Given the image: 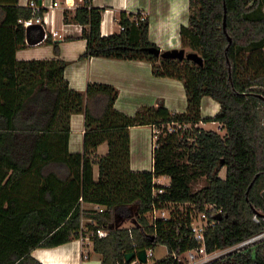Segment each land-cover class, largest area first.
Listing matches in <instances>:
<instances>
[{
  "label": "trees",
  "instance_id": "16d2710c",
  "mask_svg": "<svg viewBox=\"0 0 264 264\" xmlns=\"http://www.w3.org/2000/svg\"><path fill=\"white\" fill-rule=\"evenodd\" d=\"M81 1L70 20L82 27L80 39L86 41L79 59L147 61L154 77L183 83L186 110L170 112L160 102L128 116L115 109L118 94L111 86L88 84L84 93L70 88L63 61L17 60L16 52L26 47L25 29L17 21L32 14L18 0H0V264H40L31 257L35 249L77 240L80 199L103 208L84 214L97 224L90 230L108 232L105 238H92L100 264H132L135 259L125 262V254L154 251L159 245L167 256L152 264H174L173 255L195 248L187 217L149 225L145 215L170 203H190L198 211L211 204L222 211L217 225L205 233L208 252L261 233L264 0H188L187 25L179 27L178 35L182 48L202 58V67L187 60L182 67L174 60L160 63L146 52L157 48L148 39V21H129L140 14L121 13L123 31L101 36L104 8L93 7V0ZM63 22L69 23L66 11ZM45 42L52 44L50 37ZM204 98L219 106L212 118L201 116ZM78 114L84 117L82 150L70 152V118ZM200 123H217L224 134L197 127ZM173 124L189 128L168 133L166 125ZM141 126L159 131L156 136L152 132L150 171L130 168L129 129ZM102 144L107 153L97 156ZM160 177L169 179V187L153 196L159 187L153 180ZM198 179L206 185L192 193L190 183ZM135 212V224L114 227L117 220L131 221ZM211 264H264V240Z\"/></svg>",
  "mask_w": 264,
  "mask_h": 264
},
{
  "label": "crops",
  "instance_id": "0c3cea01",
  "mask_svg": "<svg viewBox=\"0 0 264 264\" xmlns=\"http://www.w3.org/2000/svg\"><path fill=\"white\" fill-rule=\"evenodd\" d=\"M28 1L29 0H18V6L25 7V4ZM36 1L44 10L42 13V26L46 35L52 40V44H47L45 42L46 40L40 44L32 46L25 43L26 47L17 51L15 54L17 60L55 59L63 61L67 64L64 71V78L68 82L70 88L80 93H84L88 84L95 83L111 86L118 92L114 107L119 112H122L120 110L121 108L118 106L121 97L120 94H123L122 90H130L128 88H131L135 91L134 95L136 97L154 98L161 101L170 112L177 113V110L174 107L175 104H170V102H173L171 97H169L170 95L161 93L160 90L154 91V88L158 83H163L169 84L172 86V89H175L180 82L170 78L162 79L154 77L151 64L144 61H124L106 58L79 59L85 50L86 41L80 39L82 27L70 20L76 9L82 5L81 0ZM53 3H57V7H54ZM92 6L96 8H104L100 23L101 36H110L119 32L118 26L121 13L125 14L126 17L140 14L148 21L149 41L161 52L180 49L182 47L178 35V29L180 26L187 25L188 17H186V12H188V0H93ZM186 8L187 10H185ZM64 11L68 12V24L63 22ZM53 33H56L57 37H52ZM34 35L35 32L32 37H34ZM54 44L57 45V54L53 51ZM182 95L184 97L183 101L185 102V93L182 92ZM205 99L206 98L201 101V116L204 110L203 102ZM159 101L158 103H160ZM158 103H153L154 105L152 106H157ZM211 103H214L213 106L217 107V113L219 106L212 100L207 102L206 108H209ZM214 115L212 114L211 117ZM76 121L81 122V128L79 131L72 130L73 123ZM83 123V114L72 115L70 118V152H77L71 150L72 137L77 132L78 135H80L82 142V136L84 133ZM204 124L205 123H200L197 127L206 130L203 126ZM215 126V132L221 134V127L217 123H215ZM135 128L132 127L129 129L130 168L132 171H140L133 168L131 158V131ZM102 145L97 148V156H103L102 154H99ZM221 171L223 172L225 169H222ZM96 178L97 176L95 177L94 174V179ZM81 251V245L75 240L51 249H35L31 252V257L40 264H100V261H91L90 253L88 260H83L81 258ZM88 252H90V250Z\"/></svg>",
  "mask_w": 264,
  "mask_h": 264
},
{
  "label": "built area",
  "instance_id": "2783aa9c",
  "mask_svg": "<svg viewBox=\"0 0 264 264\" xmlns=\"http://www.w3.org/2000/svg\"><path fill=\"white\" fill-rule=\"evenodd\" d=\"M54 7H57V3H53ZM25 7L30 9L31 18L28 20L19 19L18 24H21L24 29L32 26L33 24H41L42 18L38 15L41 11V6L37 3L36 0H29ZM145 18L140 15L139 17L133 16L129 18L130 22H134L136 25L139 22L144 21ZM119 32L123 31V27L119 24ZM46 33L44 35V40L47 39ZM52 37H57L56 33L52 34ZM219 125V124H218ZM220 126V125H219ZM221 127V126H220ZM189 125H166V130L168 133H174L178 130L188 129ZM221 130V128H220ZM153 133L155 136L159 134V131L154 129ZM166 178V177H160ZM168 179V178H167ZM159 178L153 180L155 185L159 187L153 190L152 195H161L165 192V188L169 187L168 183H159ZM169 180V179H168ZM81 208L83 210L82 216L80 218L79 228L77 230V241L81 245V258L83 260H88L89 254L85 252L88 248H92V238H105L108 235L107 230L103 228H97L95 231L90 230L88 226L96 227L97 224L92 217H85V211L89 215H95L101 213L103 208L97 205H84L82 200H79ZM179 216L182 219L186 217L190 220L189 229H190V239L196 242L197 246L193 249L187 250L179 255H173L174 264H211L212 262L220 259L223 256H226L231 252H238L248 247H253L260 241L264 240V230L261 233H258L236 245H233L228 248L215 250L208 252L205 245V233L209 228H212L217 225L220 217L222 216V211L217 209L214 205L204 204L202 208L198 211L195 209V206L190 203L180 204V203H170L168 207L162 209L153 208L148 212L145 217L149 225H154L157 221H169L171 218L176 219ZM253 220L257 223V217L254 216ZM264 221V219H263ZM131 225V224H130ZM122 227V226H121ZM134 246V245H133ZM137 250L134 251L136 253ZM152 250H145L146 261L153 258ZM135 263L141 264L137 258H135Z\"/></svg>",
  "mask_w": 264,
  "mask_h": 264
},
{
  "label": "rangeland",
  "instance_id": "374dc122",
  "mask_svg": "<svg viewBox=\"0 0 264 264\" xmlns=\"http://www.w3.org/2000/svg\"><path fill=\"white\" fill-rule=\"evenodd\" d=\"M59 1V0H56ZM187 10V8L185 9ZM186 17H188V12H186ZM184 49L185 54L190 53L189 48H180ZM146 63H149L147 61H144ZM181 63V64H180ZM150 64V63H149ZM157 65V64H156ZM178 66L182 67L184 66L183 61L179 62ZM157 78V77H156ZM163 79V78H162ZM177 81V80H176ZM180 84H177V87L175 89H172V86L169 84H163V83H158L154 91L160 90L161 93H166L167 95H170L172 101L170 102L171 105L175 104L174 107L177 110V113H184L186 110V99L185 102L183 101L184 97L182 95V92H184L183 88V83L179 81ZM130 90H122L123 94H120V101H119V108L122 111V113L132 116L137 110L141 111L143 109H146L148 107H153V103H158L159 100H156L154 98H149V97H136L135 91H133L131 88H128ZM117 91V90H116ZM118 94V92H117ZM118 97V95H117ZM167 97V96H164ZM211 101L210 98H206L205 101L203 102V112L202 116L203 118H212L211 115L216 114L217 107H214V103H211L209 108L207 107V102ZM161 102V101H159ZM263 113V111L261 110ZM204 128L206 130H216L215 123H205ZM81 128V122L76 121L73 123L72 130L73 131H79ZM135 128V127H134ZM154 131L153 128H150L149 126H141L133 129L131 131V138H132V143H131V158H132V166L134 169H138L140 171H150L152 168V159H151V152L152 148L155 145V134L152 135V132ZM224 134V131L221 130V134ZM220 134V135H221ZM222 134V135H223ZM221 135V136H222ZM82 149V142L80 139V135H78V132L73 135L72 137V145H71V150L72 151H81ZM107 151L106 145H102L99 154L104 155ZM94 174L95 177L97 176V167L94 168ZM225 176V171H221L219 173L220 178H224ZM159 183H168L169 180L167 178H159L158 180ZM206 185V181L204 179H198L190 183V188L191 192L194 193L198 190H200L202 187ZM130 227L129 222H125L122 225V228H128ZM90 250V252H88ZM85 252H88V254H91V261H100V256L92 252V248H88ZM153 258L149 259L147 262L148 264H152L154 261H160L164 259L167 256V251L166 248L162 245L157 246L154 251L152 252ZM132 264H136L133 262Z\"/></svg>",
  "mask_w": 264,
  "mask_h": 264
},
{
  "label": "water",
  "instance_id": "95a60500",
  "mask_svg": "<svg viewBox=\"0 0 264 264\" xmlns=\"http://www.w3.org/2000/svg\"><path fill=\"white\" fill-rule=\"evenodd\" d=\"M223 30L225 32V22H223ZM35 32L34 37H32L33 33ZM45 31L41 24H33L32 26L25 28V43L29 46L40 44L44 41ZM228 42L230 43V39L228 38ZM146 52L151 53L153 56L160 60V63L163 60H174L178 62H182L183 60H187L192 62L197 67L203 66V60L200 56L196 53H187L185 54L184 49H172L168 51L161 52L158 48H150L146 49ZM262 101L264 102V98L259 96ZM252 183L249 185L246 194L248 193L249 189L251 188ZM261 199L264 201V190L260 194ZM247 200V197H246ZM136 216V212L131 214V221H124V220H117L114 227L119 228L125 222H129L130 224H135L134 217ZM264 219V218H263ZM112 228V227H110ZM153 239V238H152ZM125 262L129 263L133 259L137 258L141 264H146V257H145V250H138L136 253L131 252L124 255Z\"/></svg>",
  "mask_w": 264,
  "mask_h": 264
}]
</instances>
